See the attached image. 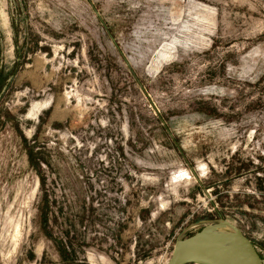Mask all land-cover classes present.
Here are the masks:
<instances>
[{"label":"rangeland","instance_id":"1","mask_svg":"<svg viewBox=\"0 0 264 264\" xmlns=\"http://www.w3.org/2000/svg\"><path fill=\"white\" fill-rule=\"evenodd\" d=\"M221 219L264 262V0H0V264H167Z\"/></svg>","mask_w":264,"mask_h":264},{"label":"water","instance_id":"2","mask_svg":"<svg viewBox=\"0 0 264 264\" xmlns=\"http://www.w3.org/2000/svg\"><path fill=\"white\" fill-rule=\"evenodd\" d=\"M229 248L232 255L213 252ZM167 264H264L253 244L239 228L225 219L199 232L177 239Z\"/></svg>","mask_w":264,"mask_h":264},{"label":"bare ground","instance_id":"3","mask_svg":"<svg viewBox=\"0 0 264 264\" xmlns=\"http://www.w3.org/2000/svg\"><path fill=\"white\" fill-rule=\"evenodd\" d=\"M213 252H216V253H219V254H225V255H232L231 251L229 248H220V249H217V250H213Z\"/></svg>","mask_w":264,"mask_h":264}]
</instances>
